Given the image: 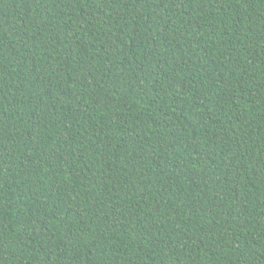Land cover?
Returning <instances> with one entry per match:
<instances>
[{"label": "trees", "instance_id": "trees-1", "mask_svg": "<svg viewBox=\"0 0 264 264\" xmlns=\"http://www.w3.org/2000/svg\"><path fill=\"white\" fill-rule=\"evenodd\" d=\"M0 264H264V0H0Z\"/></svg>", "mask_w": 264, "mask_h": 264}]
</instances>
